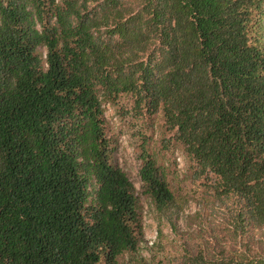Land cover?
<instances>
[{
  "label": "trees",
  "instance_id": "16d2710c",
  "mask_svg": "<svg viewBox=\"0 0 264 264\" xmlns=\"http://www.w3.org/2000/svg\"><path fill=\"white\" fill-rule=\"evenodd\" d=\"M106 104L139 121L142 191L179 243L131 264H264V0H0V264L137 254ZM175 148L221 209L192 233Z\"/></svg>",
  "mask_w": 264,
  "mask_h": 264
},
{
  "label": "rangeland",
  "instance_id": "374dc122",
  "mask_svg": "<svg viewBox=\"0 0 264 264\" xmlns=\"http://www.w3.org/2000/svg\"><path fill=\"white\" fill-rule=\"evenodd\" d=\"M105 115L112 133L117 138V147L114 151V157L118 165L126 173L130 181L136 188L139 198L143 205V237L139 243L136 255L124 254L118 260V264H131L138 256L146 261L157 262L165 256L176 257L179 254V243L174 232L168 223L162 219L149 199L143 194L142 183L139 177V168L141 161L138 156L137 132L140 128L139 121L130 113L120 114L117 106L105 105ZM160 118L157 119L156 136L161 132ZM156 140V139H155ZM175 160L176 164L167 161ZM163 164L168 165L169 180L175 194L184 202L183 214L180 217L179 225L181 230H187L189 233L195 231L199 220L197 215L203 221H211L220 218V208L216 204L210 205V193L206 191L205 186L199 181L191 182L185 179L188 172L185 156L181 148H175L167 152L163 158ZM259 236V232H255Z\"/></svg>",
  "mask_w": 264,
  "mask_h": 264
}]
</instances>
